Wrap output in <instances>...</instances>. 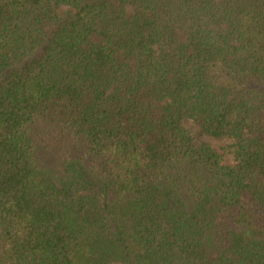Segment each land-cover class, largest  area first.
<instances>
[{"label": "trees", "instance_id": "1", "mask_svg": "<svg viewBox=\"0 0 264 264\" xmlns=\"http://www.w3.org/2000/svg\"><path fill=\"white\" fill-rule=\"evenodd\" d=\"M0 264H264V0H0Z\"/></svg>", "mask_w": 264, "mask_h": 264}, {"label": "rangeland", "instance_id": "2", "mask_svg": "<svg viewBox=\"0 0 264 264\" xmlns=\"http://www.w3.org/2000/svg\"><path fill=\"white\" fill-rule=\"evenodd\" d=\"M210 142H211L214 146L221 145L219 142H215V141H213V140H210Z\"/></svg>", "mask_w": 264, "mask_h": 264}]
</instances>
